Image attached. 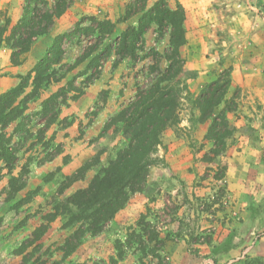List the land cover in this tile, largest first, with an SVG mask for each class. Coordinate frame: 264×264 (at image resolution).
Returning <instances> with one entry per match:
<instances>
[{
    "label": "rangeland",
    "instance_id": "obj_1",
    "mask_svg": "<svg viewBox=\"0 0 264 264\" xmlns=\"http://www.w3.org/2000/svg\"><path fill=\"white\" fill-rule=\"evenodd\" d=\"M55 1L58 0H48L49 7L51 3L52 8ZM131 3L132 0H123L122 10L117 5L106 12L93 14L97 19L106 18L115 23L113 36L98 46L96 52L107 44L113 49L95 69L88 66V62L96 52L84 57L90 43H95L94 37L86 39L77 35L66 42L62 66L54 68V79L58 82H53L42 96L45 99L60 87L67 88V81L73 79V88L66 95L67 101L47 134L54 135L51 152L59 145L61 154L40 167H30L26 189L14 201L27 199L23 197L27 191H32L31 199L17 211L12 207L14 201L4 202L7 184L5 181L0 183V264L22 262L23 255H14L16 249L27 238L33 240L31 234L43 222L41 217L51 212L53 197L66 182V176L75 174L84 165L90 166L83 177L64 189L61 197L87 187L95 172L107 163L121 143L120 125L106 129L107 123L135 97L137 88L149 87L166 68L165 55L170 53L167 35L161 37L154 28L144 34L143 49L138 51L137 61L122 59L116 54L114 39L126 27L135 25L139 15L123 20ZM259 7L258 14L264 17V2ZM17 9H20L19 1L15 4V0H9L0 4V20L7 21L9 29L16 23ZM226 9L224 5L216 7L221 22L226 20V13H230ZM235 9L242 11L239 7ZM62 15L54 18L48 34L51 35V31L58 34L70 32L76 22L93 16L81 14L75 20L72 15ZM91 25L87 20L83 24ZM218 33L225 34L224 31ZM0 48L5 49L0 52V75L6 77L11 75L7 69L10 50L4 45ZM151 50L160 53L158 63L150 56ZM181 59L184 65L185 59ZM215 60L220 67L215 66L205 75L182 67L179 75L168 83L177 92L178 123L181 111H187L190 120L197 122L199 116L191 118L190 114L196 109L194 98L219 77L222 81L227 75L230 77L226 57L219 55ZM222 74H225L224 78ZM228 88L226 95L231 93V96L224 99L219 105L222 107H216L213 114H223L217 124L219 126L224 118L229 130L222 140L223 146L211 140L206 145L203 142L192 149L190 146L186 157L189 161L193 159V166L187 171L175 166L165 171L163 164L167 163L162 154L165 149L160 143L148 158L150 166L143 190L131 196L127 205L114 215L101 233L94 237L85 236L74 253L64 256L58 247L63 245L68 232L62 230L59 220L43 223L48 228L37 242L43 247L35 258H39L41 264H111L110 259H116L117 243L124 245L129 233L144 229L139 226L140 217L144 215L145 223L151 226L149 230L154 231L157 240L162 242L157 252L160 258H155L156 253H150L153 244L146 247L147 255L141 262L139 258L143 255L135 250V245L130 248L123 246V258L114 264H264V124L258 117V107L254 105L255 109L247 106L248 112L243 113V133L236 127H229L225 114L236 110V98L241 93L236 89L228 91ZM39 107L40 102L29 112H36ZM226 107L230 111H225ZM33 122L41 127V118L35 117ZM208 122L210 125V119ZM176 126L177 123L171 124L165 130L171 129L176 133ZM221 131L222 128H218L215 134ZM237 131L241 141L244 140L242 146H239L241 141L236 136ZM205 137L202 141L207 140ZM220 148L219 154L212 152ZM169 247L173 249L169 250ZM31 249L30 246L27 251Z\"/></svg>",
    "mask_w": 264,
    "mask_h": 264
},
{
    "label": "trees",
    "instance_id": "obj_2",
    "mask_svg": "<svg viewBox=\"0 0 264 264\" xmlns=\"http://www.w3.org/2000/svg\"><path fill=\"white\" fill-rule=\"evenodd\" d=\"M72 2L73 0H58L51 8L48 0H24L22 15L11 29L7 21L0 20V47L4 45L10 50L11 65L21 64V56L30 50L34 40L48 34L54 18L62 15ZM136 14L139 15L135 25L126 27L114 39L116 54L122 59L137 61L138 51L143 49L144 34L154 28L161 37L167 35L170 52L169 55L164 54L167 66L149 87L137 88L135 97L107 123L106 129L120 125L118 132L121 143L107 163L95 172L87 187L70 196L61 197L62 191L80 180L90 165H84L75 174L66 176V182L53 197L51 212L41 217L43 222L31 234L33 240L27 238L16 249L14 255H23L20 264H41L35 255L43 247L37 242L48 228L43 223L59 220L62 230L68 232L63 245L58 247L64 256L74 253L85 236L94 237L101 233L114 215L127 205L131 196L143 190L150 166L148 158L160 144L161 133L171 124L178 123V96L168 83L179 75L183 67L179 48L186 43L184 10L180 5L174 9L169 8L166 0H132L126 8L123 20ZM86 20L92 25L83 26ZM114 30L115 23L109 19H97L94 16L83 18L76 22L70 32L53 37L49 48L33 68L25 75H18L19 82L0 93V183L5 181L7 184L4 202L14 201L26 189L27 176L32 165L40 167L61 154L59 145L51 152L54 135L47 134L67 101L66 95L73 88V79L67 81V88L62 86L45 99L42 96L53 82H58V79H54V68L62 66L66 42H70L71 37L77 35L86 39L94 37L95 43H90L84 55L86 57L96 52L98 46L113 36ZM112 49L110 44L105 45L93 55L88 66L95 69ZM150 56L155 63L161 60L160 53L155 50L150 51ZM221 77L224 78L225 74ZM229 84V75L225 81L219 77L201 89L193 100V106L200 113L198 121L210 119L205 138L216 144L219 142L221 146L229 130L224 118L219 126L217 124V120L224 115L213 114L216 107L223 102ZM38 102L40 107L36 112H29ZM225 111H230V108L226 107ZM35 117L41 118V127L34 124ZM218 128H222V131L215 134ZM221 151L220 148L213 149L212 152L219 154ZM30 192L32 191L25 192L23 196L28 197L27 199L19 198L14 201V211L31 199ZM144 219V215H141L139 226L144 227L140 229L142 234L132 231L127 235L124 245L117 243L116 259H110L111 264L122 260L123 246L130 248L135 245V250L143 255L139 258L141 262L145 254L147 255L146 247L153 244L150 253H156L155 258H160L157 252L160 251L162 242L157 240L158 236L154 231L149 230L151 226ZM30 246L31 251H27Z\"/></svg>",
    "mask_w": 264,
    "mask_h": 264
},
{
    "label": "crops",
    "instance_id": "obj_3",
    "mask_svg": "<svg viewBox=\"0 0 264 264\" xmlns=\"http://www.w3.org/2000/svg\"><path fill=\"white\" fill-rule=\"evenodd\" d=\"M18 1L20 9L15 10L16 22L22 15L24 0H15V4ZM166 1L169 8L173 9L176 4H180L184 10L183 27L186 43L179 48L181 58L185 59L184 70H192L199 75H205L214 70L215 66L220 67L215 60L219 55L226 57V63L231 70L228 91L236 89L241 93L240 97L236 98V110L225 114V120L229 127H236L243 133L245 125L243 113L248 112L247 106L255 109L254 105L258 107V117L264 124V17L258 14L257 9V7L260 8L259 6L264 0ZM7 2L9 0H0V4ZM122 2L123 0H75L62 16L72 15L76 17H73L76 20L81 14L96 15L117 5L122 10ZM219 5H224L227 8L226 12L230 11L229 14L226 13V20L223 19L222 22L219 21L220 16L217 15L218 11L216 10ZM236 7L242 11L236 10ZM219 31H224L225 34L222 35L218 33ZM57 34L51 31V35L49 33L36 38L30 50L22 55L20 65L13 66L8 60L9 67L7 69L10 70L11 75L6 77L0 75V93L15 86L18 82L17 76L25 75L33 68L35 63L43 57L53 37ZM2 50L5 49L0 48V52ZM229 96L231 93H228L224 99ZM186 112L181 111L179 123L175 127L176 133L167 129L161 135L160 143L165 149L162 154L167 163V165L163 164V167L166 168L165 171H169L173 166L178 167L181 171H187L194 164L193 159L191 162L186 157L190 146L192 149L196 144L204 142L206 145V142H209L208 140L202 141L209 127L208 120L192 122L190 115H187ZM190 114L193 116L191 118H195L199 116V111L193 109ZM240 132L235 133L241 141ZM240 143L239 146H242L244 140ZM172 249L169 247V250Z\"/></svg>",
    "mask_w": 264,
    "mask_h": 264
}]
</instances>
